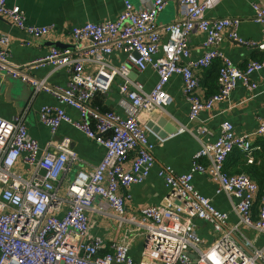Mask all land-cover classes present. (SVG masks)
I'll list each match as a JSON object with an SVG mask.
<instances>
[{
    "label": "built area",
    "instance_id": "2783aa9c",
    "mask_svg": "<svg viewBox=\"0 0 264 264\" xmlns=\"http://www.w3.org/2000/svg\"><path fill=\"white\" fill-rule=\"evenodd\" d=\"M172 1L154 0L142 9L126 1L115 20L73 27L70 36L80 45L76 51L53 47L26 68L27 72L50 68L52 73L66 69L70 78L65 86L52 87L48 78L30 77L10 67V39L0 36V73L28 84L34 97L45 93L58 102L39 111V120L50 134L56 135L66 123L105 150L98 166L90 173L79 172L62 191L61 183L79 162L71 141L63 139L42 148L29 135L25 114L9 121L0 118V264H264V246H255L247 235L248 231L264 234V193L255 220L252 208L259 186L245 175L228 176L224 170L233 151L251 159L259 149L254 142L264 137V102L255 132L238 136L232 124L223 123L214 142L200 143L189 173L176 175L170 167L159 169L171 191L160 205L145 206L134 217L127 214L131 188L143 184L156 166L153 152L157 143L150 140L149 128L139 123V115L151 109L168 113L174 104L166 91L171 79H181L190 120H196L216 104L228 102L239 84L256 91L250 77L264 69L262 59L240 70L220 50L228 38L264 53V40L243 39L239 19H209L207 11L213 0H178L181 18L159 26L157 17ZM254 10V22L264 25V7L254 6ZM0 16L34 40L55 31L53 24H28L22 9L8 6L6 0H0ZM197 32L204 37V54L192 60L188 39ZM114 53L125 57L119 67L109 61ZM215 62H219V91L203 99L197 71ZM133 69L141 74L148 69L156 73L157 82L150 92L130 78ZM117 79L127 114L91 107L93 97L107 94ZM65 107L76 110L79 119L68 116ZM183 132L194 134L186 128ZM200 134L208 132L204 128ZM21 162L29 179L15 172ZM197 173L207 174L217 185L216 194L229 200L236 223L231 224V214L217 210L194 189L192 180ZM94 216L112 220L121 238L107 243L94 235ZM197 222L211 227L212 243L200 236Z\"/></svg>",
    "mask_w": 264,
    "mask_h": 264
},
{
    "label": "crops",
    "instance_id": "0c3cea01",
    "mask_svg": "<svg viewBox=\"0 0 264 264\" xmlns=\"http://www.w3.org/2000/svg\"><path fill=\"white\" fill-rule=\"evenodd\" d=\"M126 1L131 2L136 9H142L154 0H6L8 6H19L22 9L28 24L35 26L55 25V31L52 34L34 40L0 16V36H7L10 39L8 65L16 70H22L30 77L48 78L47 82L52 87L65 86L70 78V73L66 69L52 73L50 68L33 69L29 72L26 68L31 63L48 55L53 47L76 51L80 45L73 42L70 36L71 29L87 23L101 24L117 19L124 10ZM254 6L264 7V0H213L207 11V17L215 20L222 18L239 19L242 21L239 30L241 37L250 42L261 43L264 40V25L254 22L256 16ZM181 16L182 8L178 0H175L169 2L163 12L159 14L157 24L159 26L168 25L179 20ZM203 41L204 37L199 32L189 37L188 44L191 49L192 60H197L204 54ZM220 50L240 70H244L250 62L264 59L263 52L240 46L228 38L220 45ZM109 61L114 66L119 67L125 62V57L123 54L114 53ZM218 70L219 62H215L209 68L197 71L201 84L199 94L203 99L218 93ZM131 74H133L134 81L142 83L147 92H150L157 82L156 73L152 69H148L142 74L133 69ZM117 80L107 94L101 95L104 98L103 105L109 111L126 115V100L120 93L121 81L120 79ZM250 80L257 85L256 91L252 92L239 84L228 102L216 104L212 111L202 113L196 120H190V104L182 93L181 79L174 77L166 86V91L174 99V104L167 110L168 113H163L157 109L140 113L139 123L142 126L149 128L152 122L165 118L177 128L178 133L177 136L172 138L170 136L164 143H160L158 141L160 137L149 128L151 131L150 140L157 143L153 152L156 166L143 184L131 188V200L127 204V214L130 217L137 216L138 212L145 206L160 205L170 195V188L159 176V169L170 167L176 175L189 173L193 166L194 156L200 150V143L214 142L220 134L223 123L232 124L235 134L238 136L256 131L259 119L263 116L264 69L251 75ZM22 84V81L15 79H11L6 85L0 84V118L9 121L17 115L25 114L29 135L42 148H46L49 143H59L63 139L71 141L72 149L77 154L79 162L72 165L70 173L61 183V189L64 191V188L79 172L90 173L96 165L98 166L104 157L105 150L94 140L66 123L60 126L56 135H51L48 128L41 124L39 111L45 105L57 106L58 102L45 93H39L34 97L32 87L26 84L29 89L24 90ZM64 109L73 120L79 119L76 110L70 107ZM185 128L186 130H193L194 134L183 132ZM204 128L208 132L205 136L200 134ZM48 150L53 151V148L49 147ZM15 172L24 178L29 179L30 177L28 169L22 162L17 165ZM192 185L198 193L209 198L217 210L231 214V224L237 222V217L232 214L231 203L224 195L216 194L217 185L207 174H194ZM98 218V216L93 217L95 219L93 221L96 222L95 228L92 229L94 235L103 237L107 243L121 238V233L116 227L115 232L112 231L108 234L96 231ZM196 224L200 236L208 243H212L215 235L212 233L211 227L201 222ZM247 235L255 246H264V234L248 231ZM134 252L137 254L138 251L134 250Z\"/></svg>",
    "mask_w": 264,
    "mask_h": 264
},
{
    "label": "trees",
    "instance_id": "16d2710c",
    "mask_svg": "<svg viewBox=\"0 0 264 264\" xmlns=\"http://www.w3.org/2000/svg\"><path fill=\"white\" fill-rule=\"evenodd\" d=\"M101 95L96 94L90 105L93 108L100 109L102 112H108L109 110L103 105L104 98ZM254 147H259V149L253 151L251 159L239 150L233 151L225 162L224 170L228 176L245 175L259 186V193L252 208L253 218L257 220L261 198L264 193V137L257 138L254 142Z\"/></svg>",
    "mask_w": 264,
    "mask_h": 264
},
{
    "label": "water",
    "instance_id": "95a60500",
    "mask_svg": "<svg viewBox=\"0 0 264 264\" xmlns=\"http://www.w3.org/2000/svg\"><path fill=\"white\" fill-rule=\"evenodd\" d=\"M132 75L133 74H130V78L134 80ZM11 79H13L11 76L5 77L4 74L0 73V84L3 83V85H6L11 81ZM22 88L27 90L29 89V86L26 85V83H23ZM149 128H151V130L157 134L161 140H167L170 138V136L176 135L178 133L177 128L173 124L169 123L165 118H162L157 122H152L149 125ZM42 174H44V172H42Z\"/></svg>",
    "mask_w": 264,
    "mask_h": 264
},
{
    "label": "rangeland",
    "instance_id": "374dc122",
    "mask_svg": "<svg viewBox=\"0 0 264 264\" xmlns=\"http://www.w3.org/2000/svg\"><path fill=\"white\" fill-rule=\"evenodd\" d=\"M97 223H98V226H97L96 231H98V232H100L102 234H108V233H110L112 231L115 232L114 230H115L116 226H115V224H114V222L112 220L98 218L97 219ZM140 244L141 243L139 242L137 246L140 247V249H141V245Z\"/></svg>",
    "mask_w": 264,
    "mask_h": 264
},
{
    "label": "bare ground",
    "instance_id": "6f19581e",
    "mask_svg": "<svg viewBox=\"0 0 264 264\" xmlns=\"http://www.w3.org/2000/svg\"><path fill=\"white\" fill-rule=\"evenodd\" d=\"M98 95H99V94H98ZM123 115H124V114H123ZM176 136H177V135H176ZM96 166H97V165H96ZM96 166H95V167H96ZM64 190H65V188H64ZM260 206H261V205H260ZM133 217H134V216H133ZM93 220H95V219H93ZM108 226H109V225H108ZM105 227H106V226H105ZM251 232H252V231H251ZM252 234H253V233H252ZM252 239H253V238H252Z\"/></svg>",
    "mask_w": 264,
    "mask_h": 264
}]
</instances>
